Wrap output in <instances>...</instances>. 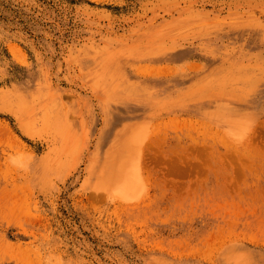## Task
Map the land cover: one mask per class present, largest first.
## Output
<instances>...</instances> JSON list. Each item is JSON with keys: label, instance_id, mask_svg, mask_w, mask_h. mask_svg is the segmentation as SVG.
<instances>
[{"label": "rangeland", "instance_id": "1", "mask_svg": "<svg viewBox=\"0 0 264 264\" xmlns=\"http://www.w3.org/2000/svg\"><path fill=\"white\" fill-rule=\"evenodd\" d=\"M254 78L264 0H0V90L21 120L80 114L60 180L64 143L0 112V264H264V101L241 118ZM123 88L164 89L176 108L118 115ZM113 150L128 153L127 184Z\"/></svg>", "mask_w": 264, "mask_h": 264}, {"label": "bare ground", "instance_id": "2", "mask_svg": "<svg viewBox=\"0 0 264 264\" xmlns=\"http://www.w3.org/2000/svg\"><path fill=\"white\" fill-rule=\"evenodd\" d=\"M115 59H117V56L110 55L109 60H111V62H114ZM249 88L251 90L249 92V96L251 98L252 103L251 105L247 106L246 108L244 107L241 110L242 113L241 118L243 120L257 119L258 116H260V114L262 113L261 105L262 102L264 101V82L260 80H256L254 78L253 81L249 83ZM117 97L119 98L118 103L115 104L113 107L116 109L118 115L133 114L132 112H135V114L139 113L144 115L146 114L150 116H155L160 114L163 115V113L166 114V112L170 113L171 111H174L176 108L174 107V105H171V99L167 96V92L164 89L157 92L156 94L149 95V94H141L137 91L135 92L129 88H123L117 92ZM221 103H222L221 101L217 99L213 100L207 95L203 97V102L200 104L207 105V107L209 106L215 107ZM52 111L47 110L44 112L43 117L41 118L42 129L41 130L35 129L32 127L30 122L22 121L23 116L20 113V111L16 110L15 100L12 97H10L9 94L3 93L0 90V112H4V113L8 112L15 115V117L17 118V122L19 124V128L24 135L29 136L30 138L33 139L46 137L47 140H49L53 144L52 149H54V147L56 149V147L58 146L57 144L58 139H60L59 143L61 144L64 143L63 152L61 155L62 158L58 160L55 169H53L54 172L52 173L53 174L52 177H56L60 180H63L73 168V161L72 158L70 157H75L79 151V144L74 139L76 134L75 129L72 126L73 125L72 122L70 123V118H72L71 117L72 114H76L75 116L77 118H80V114L78 113V110H75V108L73 107L72 108L64 107L59 111H53L54 114ZM34 122L38 123L37 120L36 121L34 120ZM68 124H70L71 126V130L73 132L72 134L70 133L68 134L67 131H65V126H67ZM113 126L114 123L109 121V126L107 127L103 136L101 137L99 143L100 148H102L105 145V143H107L106 138L109 135V133L111 134V130ZM125 133L122 135L124 136ZM130 133H128V136L126 135L124 136V140H126L128 137L131 139L134 138V135H131ZM66 138H68L67 139L68 144ZM50 152L51 151L49 146L48 153L43 155L42 158H40L39 160L41 162H45ZM126 155L123 156V154L116 153L115 150H113L110 153L111 159L106 160V163L109 162L108 163L109 165H112L114 164V162H116L115 163L116 166L114 167V169L111 170V172L117 174L118 176L117 182L120 184L123 183L127 184L130 177L129 174V171H131L129 170L130 164L128 163V160L124 159ZM93 160L94 158H90L89 168L91 170H94L95 168L94 165L96 164V163L94 164L91 163L93 162ZM35 163L39 165L38 160L35 161Z\"/></svg>", "mask_w": 264, "mask_h": 264}]
</instances>
